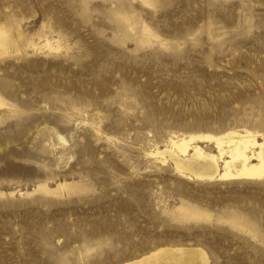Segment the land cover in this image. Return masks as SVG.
Returning <instances> with one entry per match:
<instances>
[{
  "label": "rangeland",
  "instance_id": "obj_1",
  "mask_svg": "<svg viewBox=\"0 0 264 264\" xmlns=\"http://www.w3.org/2000/svg\"><path fill=\"white\" fill-rule=\"evenodd\" d=\"M0 27L16 41L0 49V264L178 247L264 264V178L152 156L264 134V0H0Z\"/></svg>",
  "mask_w": 264,
  "mask_h": 264
},
{
  "label": "bare ground",
  "instance_id": "obj_2",
  "mask_svg": "<svg viewBox=\"0 0 264 264\" xmlns=\"http://www.w3.org/2000/svg\"><path fill=\"white\" fill-rule=\"evenodd\" d=\"M15 42L0 27L1 52H6ZM198 141H207L213 146L202 147L198 145ZM167 144L162 151L154 150L152 156L168 159L173 170L182 177L230 181L264 178V134L241 130H230L217 135L191 134L171 137ZM201 250L160 248L123 264H207V257Z\"/></svg>",
  "mask_w": 264,
  "mask_h": 264
}]
</instances>
